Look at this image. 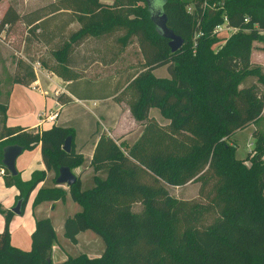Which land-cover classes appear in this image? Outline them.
Wrapping results in <instances>:
<instances>
[{"label": "trees", "instance_id": "trees-1", "mask_svg": "<svg viewBox=\"0 0 264 264\" xmlns=\"http://www.w3.org/2000/svg\"><path fill=\"white\" fill-rule=\"evenodd\" d=\"M109 1L57 0L22 15L8 7L0 31L21 21L29 27V41L36 38L50 45L64 35L50 51L55 65L42 61L43 67L79 100L113 98L129 89L133 98L128 110L143 122L139 135L122 146L100 133L90 160L91 185L83 188L77 177L65 190L55 182L59 168L84 163L73 145L74 130L57 125L41 132L6 127L9 89L3 95L0 86L5 185L18 190L22 210L29 194L52 171L53 185L38 188L33 208L64 200L67 194L80 207L64 220V236L74 244L79 233L90 230L103 249L98 256L82 253L58 264H264V134L252 132V148L243 159L235 158V145L229 141L234 132L259 120L264 104L258 87L264 86V72L248 64L251 42H264L258 33L264 30V0H193L191 11L186 10L188 1L159 0L165 26L182 40L175 52L150 19L152 0ZM223 15L228 26L239 30L219 45L212 28ZM58 17L60 22L52 24ZM88 40L92 56L110 54L113 59L134 40L142 63L103 79L88 78L85 67L70 64L73 51ZM160 66L166 67L168 78L153 76L152 70ZM249 78L255 81L247 82ZM35 80L31 65L19 59L11 84L30 86ZM102 84L106 90L100 95L81 93L84 85ZM56 101L66 104L72 99L60 93ZM152 107L166 124L148 115ZM68 136L71 150L65 152ZM39 143L45 169L26 181L18 172L10 175L1 162L3 148L27 150ZM191 182L198 183L202 202L176 199L167 190ZM133 205L139 210H131ZM13 217L10 210L3 213L0 264H55L50 254L57 235L50 219H36L31 248L22 250L10 242Z\"/></svg>", "mask_w": 264, "mask_h": 264}, {"label": "rangeland", "instance_id": "rangeland-1", "mask_svg": "<svg viewBox=\"0 0 264 264\" xmlns=\"http://www.w3.org/2000/svg\"><path fill=\"white\" fill-rule=\"evenodd\" d=\"M53 1H57V0H1L0 19L2 18L3 14L5 13L8 7L14 9L18 15H22L29 11L42 7L48 3H51ZM185 1H188L186 10L191 11L193 0H185ZM104 2L109 3L110 1L104 0ZM137 4L141 5V3H137ZM151 5L155 6L154 8H161V2L159 0H152ZM60 19L62 18L58 17L57 19H55L54 22H52V24H54L55 22L58 23V20L60 22ZM28 28L29 27H27L21 21H16L11 26H5L4 29L0 31V86L2 87L1 89L3 95L9 89L12 76L16 70V63L19 59L31 65L36 80L40 78L41 80H46L50 83H52L51 78H53L55 81L59 80L57 79L58 76L56 74L52 73L47 68L43 67L42 61L45 62L47 65H55L54 59L51 56L50 51L56 48L59 45V43H61L60 40L62 37H64V35H61L60 39L54 40L52 44L44 45L36 38H34L32 41L31 40L29 41L28 37H31V33L29 32ZM231 34L232 32L228 31L217 35V37L220 39L219 45L223 44V40ZM133 41L134 40H132V42L126 45V47L122 51V54L118 58L113 59L110 54L107 55L101 54V56L99 55L92 56L91 55L92 52L90 51L91 42L90 40H88L87 43L83 44L82 46L76 48L73 51V53L70 56V64L74 65L77 68L84 69L85 67L86 72L84 73V75L88 78L95 80L113 76L119 70L128 67L130 68L138 67L142 63V59L140 52L136 46V43ZM248 64L250 66H258L264 72V42L263 41L254 40L251 42V47L248 56ZM152 74L156 78L169 77L165 66H160L156 68ZM250 81H255V80L254 78H249L247 82ZM258 87L260 91L264 93V86L260 85ZM59 89L58 87L55 86L54 92L59 91L58 94H60L62 89L61 87H59ZM105 90L106 88L104 87L103 84L100 87L97 86L95 88L84 85V88L81 89V93L88 95L91 94L100 95ZM132 98L133 96L131 91L129 89H123L115 96H113V98H109L105 102L89 101L88 103L81 104L83 105L82 107L84 108H87L85 105L89 106L90 108H95L101 105L103 109L101 113L103 123L101 124L99 123V121L96 122L97 130L93 134L97 133V135H99L100 133H103L106 134L107 136H110L109 134H111V130L113 129L114 133L111 135H113L112 140L116 144H121L122 146L131 144L135 140V138L139 135L143 123L140 120H135L128 110ZM112 104L116 105V107L120 111L119 116L117 115L116 107L113 106ZM148 115L153 117L158 123L161 124L167 123V120L161 116L158 109L155 107L150 108V113H148ZM260 115L261 116L259 120L254 125H248L247 127L234 132L230 137L229 141L233 145H235V151H234L235 158L243 159L246 156V154L249 152V150L252 148L251 144L253 142V138L251 135L254 130L264 134V104L262 106ZM116 116H118V118H120L122 122L120 121L119 123V121H114L116 119ZM84 120L85 119L82 118V121ZM86 121L87 120H85V122ZM66 128H71L72 130H74V133L76 134L74 128L72 127H66ZM1 134H4V128H3V124L0 121V135ZM115 134L117 135L115 136ZM73 145L75 148L76 146L75 137L73 140ZM31 150L27 149V151H31ZM87 151H88V147L85 148L84 153H82L81 155L84 157V155L87 154ZM90 160L91 159H86L84 160L82 166L75 167L72 169V170L76 169V173L74 174L77 175V177L82 182L83 188L89 187L91 185V180L93 176L92 174L94 172H92L93 168L90 165ZM19 176L23 181H26L21 177L20 174ZM100 176H102V174H100ZM53 177H54V172L52 171L48 172L47 181L43 183L42 186H52ZM81 178L83 179L81 180ZM6 187H11V186H6ZM60 187H62L65 190L68 189L66 185H60ZM167 190L169 194L176 199H182L189 202H202V198L198 194L197 182L187 183L180 187H168ZM36 192L37 191L34 189L29 194L27 201L23 207H26V209L31 210L29 206L33 207V200L36 195ZM68 200L70 201V198L67 194L64 200L45 201L35 206V208L37 206H40L38 207L39 218H46L43 217L44 215L50 216L51 219L50 221L53 225V228L55 226L54 230L56 229L55 233L57 232L56 235L58 234L56 237V242L51 247V254H50V258L55 264L60 263L68 256H75L82 253L95 257L98 256L103 249V243L101 239L94 232L90 230L82 232L78 236L77 242L74 244L67 240L64 234H62L63 233L62 230L60 235V230L58 228L59 220L63 219L67 214H72V212L75 210L78 209L80 210V207L74 202L73 203L75 207L73 208L70 205V202H68ZM16 203L17 201L15 199L11 205V208H14ZM139 207H140L139 205H133L131 207V210L138 211ZM32 217L34 216L30 214V218L33 220ZM37 218L38 217H36V219ZM210 218L211 216L209 215L206 216L204 218V223H207L210 220ZM33 222L35 228V220Z\"/></svg>", "mask_w": 264, "mask_h": 264}, {"label": "crops", "instance_id": "crops-1", "mask_svg": "<svg viewBox=\"0 0 264 264\" xmlns=\"http://www.w3.org/2000/svg\"><path fill=\"white\" fill-rule=\"evenodd\" d=\"M154 71L155 69L152 70V73ZM57 79H59L60 82L59 80L55 81L53 78H51L52 83H50L46 80H41L40 78H38L30 86H24L18 83L11 84L9 87L8 101L6 107L5 126L9 128L23 129L24 131L34 130V132L45 131L49 129L52 125L72 127L75 129L76 132V152L82 154L84 153L85 148L88 147L87 154L84 155V160L91 159L98 137L97 133H93H95V131L97 130L96 122L99 121V123H103L101 115L103 109L101 105L95 108H90L89 106L85 105L87 108H84L81 104L88 103L89 101L105 102L109 98H105L102 100H79L65 90V82L62 79H60L59 77ZM55 86L58 87V89L59 87H61V93H64L65 97L71 98L72 101L66 104L58 102L60 109L58 111V116L55 121L43 122L41 121V116H43V114H47L50 111H55L58 108V106L56 105V97L57 95H59V91L54 92ZM112 105L116 107V105ZM116 110L117 115L119 116L120 111L117 107ZM148 113H150V108L148 110ZM118 116H116V119L114 121H119L120 123V121L122 122V120L118 118ZM82 118L87 121H82ZM113 133L114 130L112 129L111 134ZM111 134H109V137H111L112 139L113 135ZM116 135L117 134H115V136ZM41 148L42 145L39 143L37 146L32 148V150L30 149L31 151L23 150L21 155L17 157L15 166L17 172L21 175L24 180L30 179L32 172L45 169L41 157ZM71 171L73 174L76 173V169H71ZM92 175H94V173ZM82 179L83 178H81V180ZM44 181L45 180L41 181L38 184V186L35 188L36 191L42 186ZM17 195L18 190L14 186L6 187L4 185L2 169L0 168V232L3 230L4 227L3 213L8 210L12 211L11 205L16 199ZM68 202H70V205L73 208L75 207L71 199L70 201L68 200ZM38 207L40 206H37L36 208L29 206L31 210L26 209V207H23L20 214H14L13 220L9 224L10 241L13 246L21 248L22 250H29L31 248L30 235L34 229L33 221H36V217L39 218ZM78 210L73 211L72 214H67L63 219L59 220L58 228L60 230V235L61 230L63 232L64 220L68 216L73 215ZM30 214L34 216L32 217L33 220L30 218ZM43 217L50 219L49 215H44ZM81 233L77 235V238Z\"/></svg>", "mask_w": 264, "mask_h": 264}, {"label": "water", "instance_id": "water-1", "mask_svg": "<svg viewBox=\"0 0 264 264\" xmlns=\"http://www.w3.org/2000/svg\"><path fill=\"white\" fill-rule=\"evenodd\" d=\"M149 7H150V19L152 23L155 25L158 34L162 38L167 40V46L169 48V51L175 52L180 48L182 44L181 38L173 34L172 31L165 26V16L161 12V8H154L155 6L152 5ZM71 142H72V138L68 136L65 139L64 144L62 146V149L65 152H70ZM22 152L23 149L17 145H9L3 148L1 162L4 168L12 176L17 174L15 162L17 157L21 155ZM76 180H77V176L72 173L69 167H60L55 182L58 185H66L67 187H70L76 182ZM21 211H22L21 201H17L15 207L12 208V212L14 214H20Z\"/></svg>", "mask_w": 264, "mask_h": 264}, {"label": "built area", "instance_id": "built-area-1", "mask_svg": "<svg viewBox=\"0 0 264 264\" xmlns=\"http://www.w3.org/2000/svg\"><path fill=\"white\" fill-rule=\"evenodd\" d=\"M246 20H247V19H243V22H246ZM253 27L256 28V25H253ZM237 30H239V29H238V28H234V27H230V26L227 25V19H226V17L223 15V16L221 17V22L218 23V24H216V25L212 28V33L215 34V35H216V34L219 35V34H221V33H223V32H228V31L234 33V32H236ZM258 33H259L260 35L264 36V30H260V31H258ZM56 105L58 106V108H57L55 111H50V112L47 113V114H46V113L43 114V116H41V121H43V122H54V121H55V119H56L57 116H58V111H59V109H60L58 102H56ZM2 172H3V170H2Z\"/></svg>", "mask_w": 264, "mask_h": 264}]
</instances>
